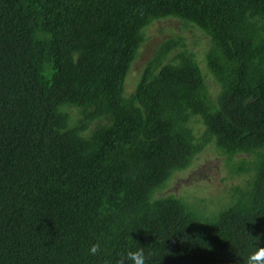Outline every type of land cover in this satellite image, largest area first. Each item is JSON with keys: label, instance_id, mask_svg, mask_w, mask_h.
I'll return each mask as SVG.
<instances>
[{"label": "trees", "instance_id": "1", "mask_svg": "<svg viewBox=\"0 0 264 264\" xmlns=\"http://www.w3.org/2000/svg\"><path fill=\"white\" fill-rule=\"evenodd\" d=\"M165 18L208 37L206 72L171 37L126 95ZM208 148L241 177L217 207L160 195ZM258 239L264 0H0V264H116L137 243L147 264H246Z\"/></svg>", "mask_w": 264, "mask_h": 264}, {"label": "rangeland", "instance_id": "2", "mask_svg": "<svg viewBox=\"0 0 264 264\" xmlns=\"http://www.w3.org/2000/svg\"><path fill=\"white\" fill-rule=\"evenodd\" d=\"M144 33L145 40L141 44L124 82L126 95L133 90L143 67L153 56L158 46L171 37L182 36L186 48L196 54L201 69L206 72L203 56L208 47L209 39L199 29L191 25L186 27L182 21L176 18H165L151 23ZM208 83L210 91L215 92L217 84L210 76L208 77ZM98 124L99 122H96L91 125V129ZM198 156L199 158L192 167V170L175 174L168 181L167 185L161 189L160 195L172 193L190 203H193L197 197L207 198L210 200V207L214 208L221 202L220 198L227 196L232 183L241 181V177L237 176L233 179L229 177L224 178L227 173L225 163L222 159H218V156L210 148ZM206 203L208 204V201Z\"/></svg>", "mask_w": 264, "mask_h": 264}, {"label": "clouds", "instance_id": "3", "mask_svg": "<svg viewBox=\"0 0 264 264\" xmlns=\"http://www.w3.org/2000/svg\"><path fill=\"white\" fill-rule=\"evenodd\" d=\"M137 243V242H136ZM138 247L135 251H127L116 264H147V258L145 255L144 247L137 243ZM100 251L99 244H92L89 248L91 255H96ZM151 255V253L149 254ZM246 264H264V246L257 244L254 246V250L247 256Z\"/></svg>", "mask_w": 264, "mask_h": 264}]
</instances>
